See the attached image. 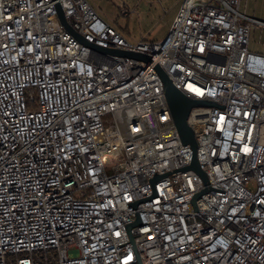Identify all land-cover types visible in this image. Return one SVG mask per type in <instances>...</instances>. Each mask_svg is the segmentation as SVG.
I'll use <instances>...</instances> for the list:
<instances>
[{
	"label": "built area",
	"instance_id": "2783aa9c",
	"mask_svg": "<svg viewBox=\"0 0 264 264\" xmlns=\"http://www.w3.org/2000/svg\"><path fill=\"white\" fill-rule=\"evenodd\" d=\"M244 1L182 0L133 41L89 0H0V264H264V20ZM158 67L214 103L188 118L206 178Z\"/></svg>",
	"mask_w": 264,
	"mask_h": 264
},
{
	"label": "rangeland",
	"instance_id": "374dc122",
	"mask_svg": "<svg viewBox=\"0 0 264 264\" xmlns=\"http://www.w3.org/2000/svg\"><path fill=\"white\" fill-rule=\"evenodd\" d=\"M97 11L128 39H161L170 29L182 0H89ZM241 9L264 20V0H247ZM127 10V14L125 13ZM250 49L264 52V28L254 27ZM113 159L112 164H116Z\"/></svg>",
	"mask_w": 264,
	"mask_h": 264
},
{
	"label": "water",
	"instance_id": "95a60500",
	"mask_svg": "<svg viewBox=\"0 0 264 264\" xmlns=\"http://www.w3.org/2000/svg\"><path fill=\"white\" fill-rule=\"evenodd\" d=\"M60 15H61L63 22L65 23L63 12L61 10H60ZM80 38L83 40L82 37ZM98 48L102 50H106L102 47H98ZM113 52L123 55V56H128V57L140 59V60H146L150 62L153 59L152 56L146 53H141V52H132V51H126V50H113ZM158 70L164 80L165 93L168 99L169 106L171 108L173 119L178 128L181 139L183 143L190 144L194 151L193 162L190 166H188V168L195 169L200 174H202L204 178H206V175L202 171L200 164L198 162V159H197V152H196L197 139H196L193 128L188 123V118H189V114L193 107L200 106V105H210L214 103L211 101L196 99V98H192L188 96L187 94L182 92L180 89H178L173 84L168 74L163 69L158 67ZM200 194L201 193H198L195 195L194 203H195V200L198 198V196H200ZM135 224L136 223L129 225V228H131Z\"/></svg>",
	"mask_w": 264,
	"mask_h": 264
},
{
	"label": "crops",
	"instance_id": "0c3cea01",
	"mask_svg": "<svg viewBox=\"0 0 264 264\" xmlns=\"http://www.w3.org/2000/svg\"><path fill=\"white\" fill-rule=\"evenodd\" d=\"M245 1H247V0H245ZM179 9H180V8H179ZM178 12H179V11H178ZM177 14H178V13H177ZM177 14H176V16H177ZM175 18H176V17H175ZM173 22H174V21H173ZM172 24H173V23H172ZM171 27H172V25H171ZM171 27H170V29H171ZM170 29L168 30V32L170 31ZM168 32H167V33H168ZM167 33L165 34V36L167 35ZM165 36H164V37H165ZM164 37H163V38H164ZM161 39H162V38H161ZM155 40H160V39H154V40H152V41H155Z\"/></svg>",
	"mask_w": 264,
	"mask_h": 264
}]
</instances>
